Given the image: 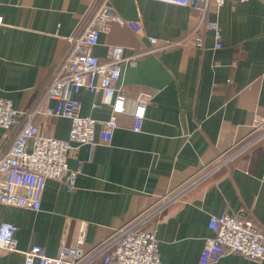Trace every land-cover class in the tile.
<instances>
[{
  "label": "crops",
  "instance_id": "crops-1",
  "mask_svg": "<svg viewBox=\"0 0 264 264\" xmlns=\"http://www.w3.org/2000/svg\"><path fill=\"white\" fill-rule=\"evenodd\" d=\"M95 0H0V95L19 109L40 99L62 59L69 37L88 18ZM127 20L139 21L143 32L114 23L101 34L92 52L104 59L111 45L127 54L153 47L148 36L181 45L142 55L124 65L118 88L126 96L125 111L110 143L80 145L69 159L83 161L76 188L49 179L40 210L0 202V223L17 226L16 250L0 254V264H22L24 252L40 245L55 256L62 243H77L82 229L90 248L116 229L149 210L166 193L199 176V169L218 155L237 151L211 176L148 217L139 228L156 230L162 264H200L212 215L249 212L264 226V2L227 0L210 13L221 27V48L212 31L204 46L190 37L201 12L161 0H109ZM236 8L233 9V4ZM153 95L141 131L132 128V111L141 96ZM80 113L99 120L112 115L101 91L82 90ZM51 105L55 101H50ZM41 131L66 139L71 120L62 116L35 119ZM23 117L12 128H0V154L18 134ZM102 126H97V132ZM98 137V136H97ZM31 148V143H30ZM212 264H264L227 253Z\"/></svg>",
  "mask_w": 264,
  "mask_h": 264
},
{
  "label": "built area",
  "instance_id": "built-area-1",
  "mask_svg": "<svg viewBox=\"0 0 264 264\" xmlns=\"http://www.w3.org/2000/svg\"><path fill=\"white\" fill-rule=\"evenodd\" d=\"M161 1L199 10L200 18L190 33L195 46L203 47L204 32L212 31L216 39L215 47H222L220 23L208 15L219 13L227 0ZM92 5L88 18L69 37V52L32 108L19 109L12 99L0 95V128H12L19 117L24 119L10 147L0 154V202L4 204L40 210L42 194L49 179L61 181L68 191H73L84 163L80 160L76 167H71L69 159L72 152L80 145L87 144L91 160L97 144L112 141L118 127V114L125 111L126 96L117 85L123 66L136 65L142 55L150 52L183 44V41L178 40L158 45L156 37L148 36L153 46L148 50L127 54L123 45L116 44L111 45L106 57L101 59L92 52V48L99 44L101 34L109 32L114 23L128 25L136 33L143 32V25L139 21L124 19L109 0H95ZM232 7L235 9L236 4ZM2 22L0 16V24ZM82 90L92 93L101 91L102 101L95 102L94 106L110 105L112 115L105 120L82 115L81 101L77 96ZM152 96H141L132 111V128L135 131L142 130ZM50 101H55V104L51 105ZM39 115L69 118L71 127L68 137L62 139L44 134L35 121ZM99 124L102 128L98 133ZM231 150L228 149L203 165L197 178L187 180L181 188L161 196L149 210L116 229L96 245L85 247V231L82 229L77 243H62L55 256L47 255L40 245H34L24 252L25 260L22 264H162L156 230L139 228L140 224L226 164L237 153ZM209 226L214 235L205 241L200 264L215 263L229 252L252 259H264V226L248 211L212 215ZM16 230L17 226L12 222L0 223V254L17 249Z\"/></svg>",
  "mask_w": 264,
  "mask_h": 264
}]
</instances>
